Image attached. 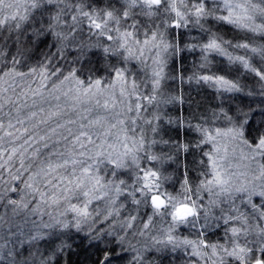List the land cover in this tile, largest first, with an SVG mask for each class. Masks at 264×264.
Returning a JSON list of instances; mask_svg holds the SVG:
<instances>
[{
	"label": "snow or ice",
	"instance_id": "1",
	"mask_svg": "<svg viewBox=\"0 0 264 264\" xmlns=\"http://www.w3.org/2000/svg\"><path fill=\"white\" fill-rule=\"evenodd\" d=\"M0 264H264V0H0Z\"/></svg>",
	"mask_w": 264,
	"mask_h": 264
},
{
	"label": "trees",
	"instance_id": "2",
	"mask_svg": "<svg viewBox=\"0 0 264 264\" xmlns=\"http://www.w3.org/2000/svg\"><path fill=\"white\" fill-rule=\"evenodd\" d=\"M191 59V58H190ZM191 63L186 64V74L191 73ZM177 85L175 83L169 82V89H176ZM183 91L185 93V97L187 98L188 94L190 93L191 96L195 97L197 100L201 101V104L206 107H212L215 106L217 101L213 99V94L207 90V89H200L199 86H197L195 83L188 84L185 82L183 85ZM245 103H247V100H245ZM181 106L179 104H170L167 105L166 111L171 115H176L180 111ZM183 111L184 115H188L189 108L188 105H183ZM163 127L166 129V135L165 138L167 139L168 136H176V132L169 129L166 124L163 125Z\"/></svg>",
	"mask_w": 264,
	"mask_h": 264
}]
</instances>
